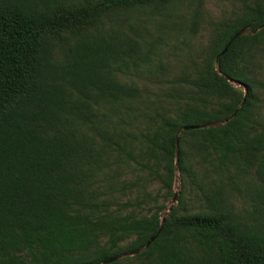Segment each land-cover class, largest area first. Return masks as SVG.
<instances>
[{
    "label": "trees",
    "instance_id": "16d2710c",
    "mask_svg": "<svg viewBox=\"0 0 264 264\" xmlns=\"http://www.w3.org/2000/svg\"><path fill=\"white\" fill-rule=\"evenodd\" d=\"M206 1L0 0V264H264V0Z\"/></svg>",
    "mask_w": 264,
    "mask_h": 264
},
{
    "label": "water",
    "instance_id": "95a60500",
    "mask_svg": "<svg viewBox=\"0 0 264 264\" xmlns=\"http://www.w3.org/2000/svg\"><path fill=\"white\" fill-rule=\"evenodd\" d=\"M262 26H264V23H263L260 27H262ZM260 27H259V28H260ZM259 28H256L253 32H255L256 30H258ZM244 33H247V31H246L245 29H241L240 31H238V32L232 37V39H230V41L225 45V47L221 50V52H220L218 55H216V57H215V66H216V69L218 70L219 74L222 75V76H223L228 82H230V83L233 84V85H240V86H243V84H242L241 82L236 81V80H233V79H232L231 77H229L227 74H225V73H221V72L219 71V69H218L219 58H220V55L223 54V53L227 50V48H228L230 42H231L234 38H236L237 36H239V35H241V34H244ZM243 87H244V91L246 92V87H245V86H243ZM243 101H244V98L242 99V101H241L240 104L238 105L237 109H236V110H235V111H234L229 117H227V118H226L225 120H223V121H220V122H211V123H206V124H203V125H185V126L180 127V128L178 129V131H177V134H176V141H175V151H176L175 165L177 164V156H178V134H179L180 132H182V131H184V130H189V129L202 128V127H205V126H220V125H222L223 123L227 122L230 118H232V117L236 114V112L238 111L239 107L242 105ZM177 194H178V192L175 191L174 194H173V196H172V198H171V205L168 207V210L171 209L172 204L176 201ZM163 220H164V218L162 219V221H163ZM160 228H161V226L159 227L158 231H157L153 236H151V237L147 240L146 244H145L143 247L139 248L138 250H136V251H134V252H132V253H129V254L119 255V256H115V257H112V258L106 259V260L102 261V262L99 263V264H106V263H109V262H111V261L117 260V259H119L120 257L127 256V255H133V254L138 253V252L141 251L142 249H144V248H146V247L149 246V244H150V243L154 240V238L158 235V232H159Z\"/></svg>",
    "mask_w": 264,
    "mask_h": 264
},
{
    "label": "rangeland",
    "instance_id": "374dc122",
    "mask_svg": "<svg viewBox=\"0 0 264 264\" xmlns=\"http://www.w3.org/2000/svg\"><path fill=\"white\" fill-rule=\"evenodd\" d=\"M231 6L232 5L230 4L229 0H207L203 8L204 9H214L215 11H219V9H231ZM205 34L206 32L204 30V27H201L199 28L198 33H197L198 38L197 37L196 38L203 39L206 36ZM158 187L159 186L156 185L154 189L156 190ZM180 189H181L180 176H179L178 169H176V177L174 179L173 191L174 192L177 191L179 193ZM175 203L176 201L173 204ZM165 204H166V208H168L171 205V198L167 202H165ZM165 211L163 212V214H165Z\"/></svg>",
    "mask_w": 264,
    "mask_h": 264
}]
</instances>
